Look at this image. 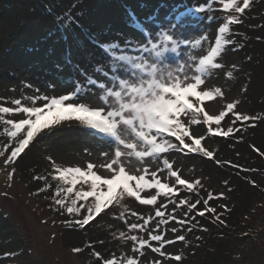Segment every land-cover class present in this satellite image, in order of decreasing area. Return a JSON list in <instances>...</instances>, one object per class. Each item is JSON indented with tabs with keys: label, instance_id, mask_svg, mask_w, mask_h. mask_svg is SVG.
<instances>
[{
	"label": "rangeland",
	"instance_id": "374dc122",
	"mask_svg": "<svg viewBox=\"0 0 264 264\" xmlns=\"http://www.w3.org/2000/svg\"><path fill=\"white\" fill-rule=\"evenodd\" d=\"M251 1L255 2L252 10L240 14L241 23L229 25L231 35L228 38L235 39L239 47H225L223 58L217 61L224 65L223 70H214L207 76V86L197 91L220 87L224 96L215 98L219 111H224L227 103H235L236 112L255 117L251 118L254 121L236 120L226 112L220 129L226 131L231 126L234 132L225 137L213 131L220 137L209 138L210 133L206 129H214V122L212 125L202 123L203 114H200L197 117L201 121L199 125L185 121V126L190 133L204 136L201 147L212 151L214 158L205 157L202 153L170 154L174 170H179L182 178L190 182L200 180L202 187L189 190L176 186L177 190L168 196H157L154 205H143L134 197H125L120 204L114 201L111 210L105 209L107 215L101 213L103 218L96 216L86 228H72L65 223L69 219L68 214H61L62 210L55 205V192L60 188L53 181L72 187L71 194L76 198L77 191H91L94 177L90 174L73 177L65 173V179H61L56 166L61 170L79 167L87 171L91 163L92 172L102 179L110 178L103 167L109 159L101 153L108 152L109 157L113 156L114 142L109 143L102 134L96 135L94 130L85 128L79 121L62 120L60 124L53 125L55 131L49 136L42 137L41 133L46 130L41 129L30 150H25L26 154L22 153L12 164L5 165L4 160L15 141L13 139L12 145L6 148L0 139V152H5L0 156V264L103 263L96 259L94 252L122 264L128 258L136 259V264H156V261L159 264H264V116L259 118L264 113V0ZM200 4H205L206 11L196 13L194 9ZM81 9L87 10L82 20L85 27H90L93 33L104 29L99 36L101 41L118 42L122 49H126L117 50V55L146 56L140 51L141 45L147 42L146 37L151 34L155 41L156 34L163 31H169L178 40L189 41L176 51L165 50L157 58V62L162 63L161 67L166 69L165 75L171 71L181 81V65H192L186 71L189 77L194 75L192 58L198 62V56L206 54L214 45L219 27L227 22V15L231 12L223 9L220 0H2L0 108L17 107L14 103L17 99L21 101V107L32 106V100L26 97L69 94L74 89L75 80L85 83V78L74 70L75 65L89 75L105 80L94 68L96 65L107 68L110 56L95 46L97 37L86 35L75 24L64 29L61 27L63 21L56 19L68 12L75 15ZM186 10L190 14L183 17L180 13ZM61 31L71 33L67 41L61 39ZM196 40H201V44L193 47ZM85 53L92 55L86 57ZM57 64L62 66V72H57ZM229 70L233 72L231 77L227 76ZM29 84L32 87H27ZM53 84L54 89L50 87ZM89 87L91 91L78 102H98L100 90ZM178 91L183 95L182 88ZM92 92L98 95L93 96ZM187 99L204 108L212 103L200 102L194 96ZM35 106L43 108V102L37 101ZM219 111L212 114H219ZM0 113L6 121L18 122L26 118V114L21 112ZM51 119L52 114L45 109L40 123ZM49 156L52 160L48 159ZM29 164L37 167L43 179L37 178L36 181L31 178L25 170ZM162 167L157 162L151 170ZM140 168L134 158L130 165H126V171L131 169L130 174L133 175L143 174L137 171ZM146 178L151 179L150 175ZM157 178L162 183L174 185V178L166 170L162 175L158 172ZM72 179L75 183L69 184ZM122 183V180L117 181L116 185ZM97 184L101 185L102 180ZM100 190L106 193L107 186ZM157 191L164 193L168 189H144L140 195L148 198ZM102 199L106 200L107 196ZM80 200V203H91L94 197ZM181 200L192 203L199 200L200 203L189 212L187 204H180ZM204 200H208L207 205H204ZM157 208L168 220L167 224L161 223V217L156 216ZM212 208L216 209L215 213L210 211ZM222 210L226 211V216L219 214ZM200 211L210 212L208 220H200ZM121 213L123 218H120ZM173 216L174 220L169 219ZM144 220H148V224L143 230L129 228L132 223L143 224ZM179 220H187L188 223L181 226L177 223ZM221 221L233 224L231 232L224 233ZM173 227L178 229L176 233L171 231ZM251 229L258 230L255 239L242 234ZM120 232L144 239L148 238L149 232L162 234L174 243L164 246V256L147 246L136 251L139 245L121 239ZM177 235H183L185 240H176ZM150 243L153 247L159 246L157 242ZM77 248L79 252L74 251ZM176 255H181V261L174 259Z\"/></svg>",
	"mask_w": 264,
	"mask_h": 264
},
{
	"label": "snow or ice",
	"instance_id": "6c2138e0",
	"mask_svg": "<svg viewBox=\"0 0 264 264\" xmlns=\"http://www.w3.org/2000/svg\"><path fill=\"white\" fill-rule=\"evenodd\" d=\"M223 4L225 11L231 10L227 15V22L223 23L218 29V34L215 36L213 46H210L206 54L199 56L198 62L193 57L192 60L195 64L194 75L189 77L187 69L192 65H181L180 73L183 75V80H179L174 76L171 71L167 72L162 68V63L157 62V58L162 53L171 49L176 51L180 49L182 44H188L187 40H178L169 31L158 32L155 41L151 34L146 37L147 42L142 44L140 51L146 56L132 57L126 55H117V50L125 51L122 49L118 42H103L99 36L103 34L104 29L93 33L90 27H85L82 23L86 15V9H81L73 15L71 12L57 16V21H63L61 27L70 29L73 24L81 29L86 35L96 36V47L100 48L103 53L110 56L108 67L103 65H96L94 71L105 78L99 80L92 75L86 73L79 65L74 66V70L79 72L80 76L85 78V83L82 84L79 80L74 81V89L69 94H61L58 97H49L47 95H36L34 97H26L32 100L33 105L29 107H21V101L15 100L17 105L15 108L2 107L0 112L12 113L21 112L26 114V118L20 119L18 122L14 120L5 121L6 125L11 128L6 129L7 135L13 138L15 143L11 148L10 154L4 160L5 165L12 164L16 159L25 153V149H29V145L35 139L37 133H41V129H45L41 133L42 137L51 135L55 129L53 125L60 124L62 120L79 121L87 129L94 130L96 135H103L111 138L109 143L114 142V155L109 157L108 152H103L101 155L109 159V162L103 167L108 171L110 178L102 179L101 176L92 172L93 165H88L87 171H82L81 168H64L61 170L56 166V170L60 173V178L65 179L64 174H76L80 176L91 175L94 179L91 182V191H77L75 196L77 199L86 200L88 197H94L91 203L77 204V199H72L68 196L73 192L72 187L66 190L58 189L57 198H55V205L58 210H62L61 214L65 212L73 219H66L65 223L72 228H84L93 221L96 216L103 218L107 215L105 209L111 210L110 206L120 204L125 197H134L143 205H154L157 201V196H168L177 190L176 186H184L189 190H195V187H202L200 180L189 181L183 179L179 170H174V163L170 162V154L173 152L181 154L197 153L203 154L205 157L214 158L212 151L207 148L201 147V141L204 136L196 132H191L185 126V121L189 124L199 125L201 121L197 119L200 114H203L202 123L212 125L206 131L210 134L215 131L216 134L222 136H229L234 132V128L229 126L226 131H221L220 125L222 120L226 117V112L231 113L236 120H248V116L241 115L235 111V103H227L224 111H219L215 104L216 97L224 96L220 87L209 90H200L198 88L207 86V76L211 75L214 70H223L224 65L218 63V59L223 58L225 47L228 45H236L235 39H229L231 35L229 25L241 23L240 14H243L250 5V0H220ZM75 7V5H73ZM196 13H203L206 11L205 4H200L199 7L194 9ZM209 22L212 17L210 16ZM52 35V34H51ZM61 39L67 41V35H61ZM207 39V37H202ZM201 40H196L193 47L200 45ZM150 45V47H149ZM239 45H236L238 48ZM233 49V51L236 50ZM92 55L85 53V56ZM147 57V58H146ZM71 63L70 60L67 61ZM126 62V63H124ZM235 68V65H233ZM57 72H62L63 68L59 64L56 65ZM233 72L227 71V76L231 77ZM192 82H188V81ZM72 83L73 81H69ZM186 85V86H185ZM93 86L100 90L101 94L92 92L93 96L98 95V102H78L80 98L86 96ZM27 87H32L30 84ZM53 89L55 85H50ZM183 89V95L178 91ZM34 91L39 92V89ZM188 96H194L200 102H212L208 110L204 107L197 106L187 99ZM37 101L43 102V108L35 106ZM50 101V102H49ZM67 102V103H66ZM47 109L52 114L51 120L40 123L44 110ZM53 109L55 112L53 113ZM219 111V114H209V112ZM209 138H212L210 135ZM175 141V142H173ZM7 148L8 145H5ZM5 152H0V156H4ZM133 158L141 165L137 171H142L143 174H130L131 169L126 171V165H130ZM52 160V157H48ZM159 162L162 168H156L155 171L151 170ZM55 166V161L53 160ZM167 171L170 177L174 178V185L170 186L167 183H162L157 178L158 172L162 175ZM14 171V169H13ZM11 176V173L9 174ZM151 177L147 179L146 176ZM43 179V177H41ZM102 184L98 185L97 181ZM123 181L122 184L116 185L117 181ZM69 184H74L75 179L69 180ZM107 186V192H103L102 187ZM115 185V186H114ZM144 189H168L167 192L161 193L157 191L155 195H150L148 198H142L140 193ZM43 191V189H41ZM222 195V194H221ZM107 196V199L102 197ZM66 200L68 201L66 203ZM200 203L197 200L192 203L188 200H181L180 204H187L189 212L194 211ZM204 205L208 204V200L203 201ZM82 209L84 210L82 212ZM215 213L216 209H210ZM135 215V213H133ZM187 216V213L185 214ZM198 215L203 216L204 211H200ZM156 216L161 217V223L167 224L168 220L164 219L163 213L159 208L156 209ZM123 218V213L121 217ZM143 219V217H139ZM151 219V217L149 218ZM175 219V217H169ZM194 219V218H193ZM219 219V217H217ZM181 226L188 223L187 220L177 221ZM148 224V220H144L143 224L132 223L129 225L131 230H143L144 226ZM159 228V224L157 225ZM173 233L178 231L177 228L171 229ZM191 231V228H189ZM120 238L123 240H130L139 247L136 251L147 246L152 249L154 253H159L164 256L162 251L166 244H172L174 241L166 239L162 234L148 233V238L132 235L126 236L124 232H120ZM176 240L183 241V235H177ZM150 241L157 242L158 247H153ZM79 252L80 249H74ZM93 255L103 261V264H122V262L115 259H104L99 252H94ZM176 261H181V255L174 257ZM123 264H136V259L128 258ZM159 264V261H156Z\"/></svg>",
	"mask_w": 264,
	"mask_h": 264
},
{
	"label": "trees",
	"instance_id": "16d2710c",
	"mask_svg": "<svg viewBox=\"0 0 264 264\" xmlns=\"http://www.w3.org/2000/svg\"><path fill=\"white\" fill-rule=\"evenodd\" d=\"M0 1H2V0H0ZM8 1V0H7ZM254 1H251L250 2V7L248 8V9H246L245 10V12L244 13H246L247 11H250V10H252L251 9V7L254 5ZM243 13V14H244ZM258 15V14H257ZM61 33H63V34H66L67 36H70L71 35V33L69 32V31H61ZM263 116H264V113L259 117L260 119H262L263 118ZM251 118H255V117H251ZM251 118H249L248 120L249 121H254V120H252ZM8 128H11V126L10 125H6L5 124V120L2 118V117H0V139L2 140V142H3V144L4 145H8V146H11L12 145V140H13V138H10L8 135H7V132H6V129H8ZM35 141H36V139H35ZM35 141H34V143H35ZM225 141V140H224ZM31 145V144H30ZM30 145H29V147H30ZM26 151H27V149H25ZM27 167H26V171L27 172H29V175H31V178H33V179H37V178H40L41 179V177H43V176H41V175H39V173H38V171H37V167H35L34 165H32V164H29V165H26ZM31 173V174H30ZM57 180V179H56ZM36 181H38V179L36 180ZM53 183L54 184H56L60 189H64V190H66V187L61 183V182H59L58 180L57 181H53ZM55 194L57 195V192H55ZM69 197H71L72 199H77V198H75L74 196H72V194L71 193H69ZM77 204L79 205L80 204V199H77ZM209 214H210V212L209 211H205L204 212V215L200 218V220H208V217H209ZM219 214H221L222 216H226V211L225 210H222L221 211V213L219 212ZM219 217V216H218ZM69 219H73V217H71V216H69ZM219 220V219H218ZM234 221H236L237 222V220L235 219ZM220 222V221H219ZM222 226H224V233H228V232H231V230L230 229H232V226H233V224H230V223H227V222H225V221H221V223H220ZM219 226V225H218ZM220 230H223L221 227L219 228ZM257 229L255 230V229H251V230H247V231H245L244 233L242 232V234H245V235H250V236H255L256 237V234H257ZM255 237H254V239H255ZM92 264H96V263H94V262H92Z\"/></svg>",
	"mask_w": 264,
	"mask_h": 264
},
{
	"label": "bare ground",
	"instance_id": "6f19581e",
	"mask_svg": "<svg viewBox=\"0 0 264 264\" xmlns=\"http://www.w3.org/2000/svg\"><path fill=\"white\" fill-rule=\"evenodd\" d=\"M200 55H201V54H200ZM200 55H199V56H200ZM199 56H198V59H199ZM202 90H203V89H202ZM205 110L207 111V110H208V107H206ZM212 113H213V112H209V114H212ZM85 228H86V226H85ZM252 237H253V236H252Z\"/></svg>",
	"mask_w": 264,
	"mask_h": 264
}]
</instances>
